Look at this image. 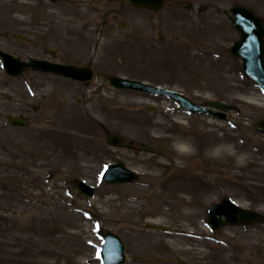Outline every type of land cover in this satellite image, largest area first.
<instances>
[{"label": "rangeland", "instance_id": "1", "mask_svg": "<svg viewBox=\"0 0 264 264\" xmlns=\"http://www.w3.org/2000/svg\"><path fill=\"white\" fill-rule=\"evenodd\" d=\"M2 3L1 31L12 14L23 18L26 11L32 24L57 16L95 30V8L102 6L87 0ZM236 4L264 17V0H167L158 12L126 7L120 20L128 26L110 24L95 55V38L74 57L65 40L48 38L45 50L59 48L55 63H85L93 56L101 76L86 85L28 77V91L22 87L27 128L8 122L6 113L17 104L5 100L11 94L0 85V264H101L107 230L125 243L124 264H264V224L216 233L207 228L208 208L226 196L264 214V135L257 131L264 95L230 51L239 36L222 12ZM38 44H29V56L40 53ZM107 74L180 92L199 105L224 101L240 113L229 112L231 123L188 115L165 97L108 87ZM110 133L135 148L108 145ZM142 146L162 155L142 152ZM118 160L141 175L138 183H100L104 166ZM81 180L97 187L94 197L78 189Z\"/></svg>", "mask_w": 264, "mask_h": 264}, {"label": "water", "instance_id": "2", "mask_svg": "<svg viewBox=\"0 0 264 264\" xmlns=\"http://www.w3.org/2000/svg\"><path fill=\"white\" fill-rule=\"evenodd\" d=\"M136 6H147L153 9H160L164 5V0H129ZM232 15L227 12L234 28L240 35V39L231 47V52L243 60V69L246 74L256 82L264 92V19L258 16L253 10L237 5L231 9ZM17 62L19 65L22 63ZM35 70L53 72L56 75L69 77L81 81H95L96 73L89 67H79L72 65L52 64L46 61L33 60L30 64ZM105 81L110 87L119 90H136L159 96H167L185 108L189 113H206L227 119L226 113L219 111L237 110V107L224 102L208 101L203 106H199L184 97L182 94L164 90L142 81L129 80L116 76H106ZM215 108V109H211ZM219 110V111H216ZM16 126L27 127L26 119H12ZM259 131L264 133V119L259 123ZM108 144L117 146L124 142L119 134H109ZM131 148V145H126ZM142 151L151 154H160L159 150L143 147ZM139 179V175L129 169L124 162L117 161L106 167L101 181L107 185L134 183ZM79 190L88 197L95 194L96 189L81 181ZM264 223V216L256 211L246 210L239 207L230 198H225L222 202L212 205L208 210V226L213 231H218L223 226H246L252 223ZM150 230L164 231L163 227L148 226ZM103 264H124L126 262L125 246L121 238L110 230L104 235L102 246Z\"/></svg>", "mask_w": 264, "mask_h": 264}, {"label": "flooded vegetation", "instance_id": "3", "mask_svg": "<svg viewBox=\"0 0 264 264\" xmlns=\"http://www.w3.org/2000/svg\"><path fill=\"white\" fill-rule=\"evenodd\" d=\"M23 3L28 2L29 0H22ZM32 1H38V0H32ZM50 4H57L61 1L66 2L67 0H43ZM98 3L100 2L102 6L96 11L97 14V20L94 24L95 30H93V27L88 26H74L72 23L63 22V17L56 16V19L53 22L47 21V19H41L43 21L36 22L35 24H32V19L28 15L27 11L26 13H23V18H18L17 15H11L10 16V25L8 30L1 31L0 30V38L3 37V41H0V68L1 72L4 73V76L6 77V82L2 83L0 82V85L2 87H6L8 90V93L11 94V96L7 97V101L14 102L17 104V108L11 109L6 113V118L9 120V118L15 116V117H28V105L25 104L23 97L25 95L24 90L25 88L28 91L29 88V79L28 77L32 78L33 80L40 79L44 77L45 75H53L52 73H47L43 71H35L32 68L28 67L27 64L30 62L31 59H38V60H44V61H50L54 62L56 61V56L59 55V48H47V50L43 47V42L48 40L50 37H56V40H65L69 48L71 49L70 56H75L77 52L81 53L85 52L84 46L85 44H92V40L94 39V46H98L102 44L104 37L107 35L108 27L111 26L110 24H114L115 22L119 25L121 28H126L128 24L124 22V20H120V17L125 13L126 7H129L131 9H142V10H149L151 12H158L156 10H153L151 8H145V7H138L130 3L128 0H87V3ZM109 2H117L120 6L118 9H112L108 10V4ZM167 4V0H166ZM193 5L189 4L186 9L192 10ZM47 10H53L52 6H48ZM163 10V9H162ZM161 11V10H160ZM67 16V15H65ZM44 18V17H43ZM30 19V20H29ZM58 21H61L62 26L58 24ZM45 24H48V26H45ZM88 27V28H87ZM35 29V33L33 34ZM91 29L92 31H90ZM34 36H37L36 40L33 39ZM165 37V35H164ZM159 38V35H158ZM166 38V37H165ZM160 39V38H159ZM36 41L38 44V49L36 51H40L35 56H29L28 47L30 43H33ZM74 42H79V45L75 46L73 45ZM4 46L6 48H4ZM81 46V47H80ZM86 46V45H85ZM32 47V46H31ZM48 52V53H47ZM2 54L4 55H11L12 57L20 60L21 62H24L22 65V72L18 76H13L9 71L5 72L2 68ZM93 56L89 59L88 62H80V63H72L74 65H80V66H90L92 68V62L94 61L92 59ZM57 62V61H56ZM59 62V61H58ZM95 69V68H94ZM88 84V83H83ZM34 111L38 112L39 108L35 106Z\"/></svg>", "mask_w": 264, "mask_h": 264}, {"label": "bare ground", "instance_id": "4", "mask_svg": "<svg viewBox=\"0 0 264 264\" xmlns=\"http://www.w3.org/2000/svg\"><path fill=\"white\" fill-rule=\"evenodd\" d=\"M4 5H5V3H2L0 6L4 7ZM73 45L77 46V45H79V42H74Z\"/></svg>", "mask_w": 264, "mask_h": 264}, {"label": "clouds", "instance_id": "5", "mask_svg": "<svg viewBox=\"0 0 264 264\" xmlns=\"http://www.w3.org/2000/svg\"><path fill=\"white\" fill-rule=\"evenodd\" d=\"M243 160V157H241L239 160H238V163L242 162Z\"/></svg>", "mask_w": 264, "mask_h": 264}]
</instances>
